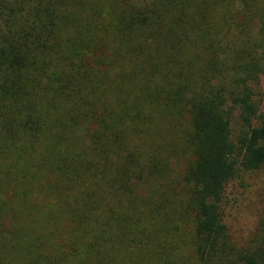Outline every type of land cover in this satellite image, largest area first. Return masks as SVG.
<instances>
[{"label": "trees", "instance_id": "obj_1", "mask_svg": "<svg viewBox=\"0 0 264 264\" xmlns=\"http://www.w3.org/2000/svg\"><path fill=\"white\" fill-rule=\"evenodd\" d=\"M263 75L264 0H0V264H264Z\"/></svg>", "mask_w": 264, "mask_h": 264}, {"label": "rangeland", "instance_id": "obj_2", "mask_svg": "<svg viewBox=\"0 0 264 264\" xmlns=\"http://www.w3.org/2000/svg\"><path fill=\"white\" fill-rule=\"evenodd\" d=\"M255 93V100L264 110V75ZM224 215L236 247L251 246L257 240L264 216V167L258 172L241 175L240 180L232 184L227 190Z\"/></svg>", "mask_w": 264, "mask_h": 264}]
</instances>
